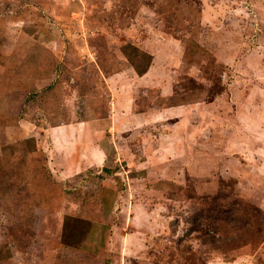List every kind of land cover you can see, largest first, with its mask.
<instances>
[{
    "label": "rangeland",
    "instance_id": "374dc122",
    "mask_svg": "<svg viewBox=\"0 0 264 264\" xmlns=\"http://www.w3.org/2000/svg\"><path fill=\"white\" fill-rule=\"evenodd\" d=\"M0 264H264V0H0Z\"/></svg>",
    "mask_w": 264,
    "mask_h": 264
},
{
    "label": "trees",
    "instance_id": "16d2710c",
    "mask_svg": "<svg viewBox=\"0 0 264 264\" xmlns=\"http://www.w3.org/2000/svg\"><path fill=\"white\" fill-rule=\"evenodd\" d=\"M121 51L128 60L130 66L134 69L139 77H144L150 70L153 63V56L149 53L135 47L134 45H124ZM22 164V163H21ZM7 170L12 169L11 163L6 166ZM23 168L18 165V169ZM107 172H109L107 170Z\"/></svg>",
    "mask_w": 264,
    "mask_h": 264
}]
</instances>
